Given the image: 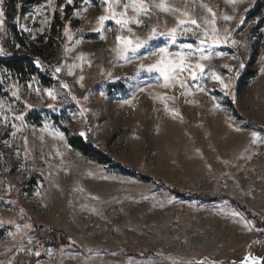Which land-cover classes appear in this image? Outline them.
Listing matches in <instances>:
<instances>
[{
	"label": "rangeland",
	"instance_id": "rangeland-1",
	"mask_svg": "<svg viewBox=\"0 0 264 264\" xmlns=\"http://www.w3.org/2000/svg\"><path fill=\"white\" fill-rule=\"evenodd\" d=\"M131 4L44 0L24 4L20 17L0 0V57L22 53L13 28L36 45L44 38L55 82L40 88L0 70V264L18 255L34 264H223L250 245L264 254V227L228 202L264 224V134L247 128L264 126V0H144L140 14ZM153 29L165 35L149 39ZM125 39L146 43L125 52ZM160 48L168 59L183 54L188 70L167 80L149 71ZM63 128L158 183L83 157ZM173 189L215 200L187 202ZM36 225L64 233L69 246H41Z\"/></svg>",
	"mask_w": 264,
	"mask_h": 264
},
{
	"label": "trees",
	"instance_id": "trees-1",
	"mask_svg": "<svg viewBox=\"0 0 264 264\" xmlns=\"http://www.w3.org/2000/svg\"><path fill=\"white\" fill-rule=\"evenodd\" d=\"M7 4V9L10 11L13 9L17 10V16H22L26 12V8L23 5H32L41 3L44 0H25L24 3H20L19 0H4ZM12 36L14 42L19 45L22 53L20 55H13L10 57H0V70H4L6 73L19 77L21 80H28L30 78L34 79L40 88H49L55 82L53 80V55L45 53L44 38L39 39V43L33 44L28 42V40L21 34L16 28L12 29ZM55 42H58L53 38ZM0 95L4 96V87L0 84ZM227 107L231 111L232 115L236 117L237 120L242 118L238 115L235 108L231 103H226ZM247 128L255 131L257 133L264 134V126L261 127L250 121L247 122ZM63 133L67 138L68 145L79 152L83 157L89 158L98 164L110 166L112 169L118 170L122 175L136 178L144 183H158V181L153 180L150 177L140 175L138 172L130 170L114 162L109 156L103 154L99 150L95 149L92 145L87 143L82 137H77L71 135L65 128L62 129ZM5 136L0 137V153L2 152V141ZM170 193L181 200L187 202L193 201H214V198L209 196L193 194V193H183L178 190H171ZM229 204L233 205L241 214H243L248 220H251L259 228H263L264 224L260 222L255 214H252L243 206L238 205L232 200L228 201ZM34 235L37 242L43 247H52L54 249L69 246L68 237L55 230H46L44 226L36 225L34 226ZM2 233L0 232V236ZM37 259L34 256L18 255L12 261V264H34Z\"/></svg>",
	"mask_w": 264,
	"mask_h": 264
},
{
	"label": "snow or ice",
	"instance_id": "snow-or-ice-1",
	"mask_svg": "<svg viewBox=\"0 0 264 264\" xmlns=\"http://www.w3.org/2000/svg\"><path fill=\"white\" fill-rule=\"evenodd\" d=\"M69 3L72 2V0H68ZM144 5V0H132V4H131V7L133 9V11H136L137 14H140V13H146L147 9L143 6ZM160 7H164L163 4L159 5ZM129 7L128 4H125V8L127 9ZM166 10V9H165ZM4 14L3 12H0V17H2ZM113 16H115V13H113ZM108 19L107 16H100L98 18L101 26H103V22L106 21ZM224 20H231L232 17L230 16H224L223 17ZM117 24H127L129 22H135V23H139V21H129V20H116L115 21ZM0 23H3L2 20H0ZM180 23H184V21H181ZM192 24H196V20H192L191 21ZM187 30V29H186ZM175 32H176V29H171L170 32H169V35L171 36V39L174 41L175 40ZM225 32H227V29H225ZM157 35H165V33H157L155 29L152 30V33H151V36L149 37V39L151 38H154L155 36ZM210 39H213L214 42H218V38H215V37H210ZM121 40V37H117V41H120ZM146 43V41H141L140 43H137L135 44L134 46H132V42L131 40H127L125 39V49L124 51L127 52V51H132V52H136L137 49L141 48L144 46V44ZM201 44L204 43L203 40L200 41ZM233 43H235V41H233ZM185 47L187 48H192V45H185ZM159 53H160V60L156 63V64H152V65H149L148 66V70L151 71L153 69H155L156 71L160 72L164 77L165 79H169V73L172 72L173 70L175 69H179V71L183 72L185 70H188L189 66L185 64V59H184V56L183 54H176L178 57H179V60H174V59H168V50L167 48H160L159 49ZM155 55V53H153ZM208 57H201V59H207ZM141 67L143 68L144 66L141 65ZM195 69H199V71L201 73L204 72V66L202 64H196L195 65ZM57 72L60 71L59 68L56 69ZM191 75L193 77V79L196 78V71L193 69L191 71ZM214 78L218 81L221 82L222 86L224 88H227L228 85L227 84H224L223 83V80L221 79V77L219 76H214ZM181 84H183V82L181 81ZM49 95H52L51 92L48 93ZM17 119H19V117H17ZM80 135H84L83 132L80 133ZM253 137L256 136V133H253L252 134Z\"/></svg>",
	"mask_w": 264,
	"mask_h": 264
},
{
	"label": "water",
	"instance_id": "water-1",
	"mask_svg": "<svg viewBox=\"0 0 264 264\" xmlns=\"http://www.w3.org/2000/svg\"><path fill=\"white\" fill-rule=\"evenodd\" d=\"M223 264H264V254L258 248L250 245L239 255L225 258Z\"/></svg>",
	"mask_w": 264,
	"mask_h": 264
}]
</instances>
